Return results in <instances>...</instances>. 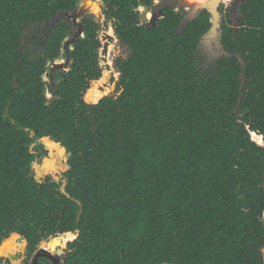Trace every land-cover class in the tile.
<instances>
[{
    "label": "trees",
    "instance_id": "16d2710c",
    "mask_svg": "<svg viewBox=\"0 0 264 264\" xmlns=\"http://www.w3.org/2000/svg\"><path fill=\"white\" fill-rule=\"evenodd\" d=\"M154 1L101 0L126 53L115 95L85 15L47 105L43 76L75 32L52 20L81 0H0V257L14 240L23 264H52L34 257L59 238L62 264H264V0H243L236 25L219 8L211 63L210 15L144 24ZM42 160L53 179L37 183Z\"/></svg>",
    "mask_w": 264,
    "mask_h": 264
},
{
    "label": "water",
    "instance_id": "95a60500",
    "mask_svg": "<svg viewBox=\"0 0 264 264\" xmlns=\"http://www.w3.org/2000/svg\"><path fill=\"white\" fill-rule=\"evenodd\" d=\"M163 1V5L160 4H155L156 0L153 2V4H151L148 8H145L144 10H153L154 11V15L152 16V18L148 21L143 17V13H140V19L141 22L144 24H149L151 26H154V24L157 22L158 19L163 17V9L164 8H170L173 9L174 11H179V10H184L187 13V18L184 20V22H188V21H192L196 18V16L198 15V13L202 10H205L209 15H210V23H211V28L208 31V33L206 34L205 38L206 40L208 39V37L210 38L211 36H215L216 34H218L219 37V29H220V23H221V14L218 12L220 5L222 4V2L224 0H206V2L204 4L201 5H197L195 7H187L186 4H184L186 2V0H162ZM238 0H234V4L237 3ZM84 3H87L86 0H82V4L79 6V8L72 14H58L53 20H52V26L53 27L58 21L61 20V18H64L65 20H67L68 22H70V24L73 26L75 32L73 34V36L70 39H67L63 45L62 51L65 54V60L62 62L56 61L54 63H52V65L50 66V72H49V83L52 87V93L51 96L49 98V101L47 103V105H51L54 100L56 99V86L54 84V74L56 72H60V73H66L70 64V51H71V46L80 38H83V29L80 25V20L82 19L83 16H85L86 11L88 9H86V4L84 5ZM92 3V2H91ZM191 14V15H190ZM195 14V15H193ZM98 21L101 20L103 18L102 15H97ZM100 22V21H99ZM111 35L109 34V32H105L103 34V38H102V45H101V49H100V54H99V59H100V67L101 69L104 70H110L112 71V76L109 80V85H115L117 82V79L119 77V75L115 72L114 68L112 67V65L108 64V49L110 44L115 43L117 40L113 34V30L110 29ZM116 76V77H115ZM63 149V148H62ZM65 152V151H64ZM60 163V170L58 171L59 173H62L63 171L65 172L67 170V161L66 160H62L59 162ZM35 172H39L40 176L44 175V171L40 168L37 167L35 170L31 169V173H30V177L33 178L37 183L40 182V177L35 175ZM59 238L57 239H51L48 243H52V242H57ZM59 248V247H57ZM43 252H45V257H40V258H46L47 260H49L52 264H57L55 262H58L59 258H56L55 261H51V257L48 256V253H46V251L43 250ZM21 258L23 257V253H17L15 256H9V258H2L0 257V264H11V260H15L17 258ZM38 260L37 256L36 259H34V262L36 263Z\"/></svg>",
    "mask_w": 264,
    "mask_h": 264
},
{
    "label": "rangeland",
    "instance_id": "374dc122",
    "mask_svg": "<svg viewBox=\"0 0 264 264\" xmlns=\"http://www.w3.org/2000/svg\"><path fill=\"white\" fill-rule=\"evenodd\" d=\"M90 1L92 2V6H91L90 9H88L86 11V14L85 15L92 16L94 18V20L97 22V24L99 25L100 32L98 34V40H99V42L102 45V43H103V41H102L103 34L105 32H109V34H111L110 29H112V28L109 26V24H108V27L105 28V18L103 16V12H102L101 0H90ZM242 2H243V0H238L237 3L233 5V0H230L229 2H226L223 5V8L226 9L225 14L227 13L229 15V18L232 21V23H234V25H236L238 23V21H239L238 8H239V5ZM81 4H82V2H81ZM139 12H142V11H139ZM99 14L103 16V18L101 20H99L100 22L98 21V18H97V15H99ZM193 15H195V14H193ZM234 28H236V26H234ZM201 49L207 53L208 61L210 63L213 62L214 59H216L218 57V55L221 53V51H220V45H219V41H218V34H216L215 36H211L210 38L208 37V39L206 40V42L202 45ZM125 56H126L125 51L119 46V44L117 43V41L115 43H113V44H110L109 49H108V58L107 59H108V62L110 63V65H112V67H113V61L116 58H118V57H125ZM62 61H64V60L63 59H60L59 60V62H62ZM102 71L104 72L105 70L102 69ZM49 72H50V70L47 72L46 75L43 76V81L44 82L49 83ZM109 95H115V85H111V92L109 93ZM50 96L51 95H49L47 93L46 98L49 99ZM39 142L44 146V148L46 150L45 144L42 143L41 141H39ZM46 151H47V157H46V159H48L49 151L48 150H46ZM63 157H64V160H66L65 153H64ZM43 160H45V159H43ZM43 160L40 161V162H37V163L33 164V168L32 169H36L37 167H41V165L43 163ZM56 162H57V160L55 161L54 165L56 164ZM42 169H43V167H42ZM57 169L60 170L61 168L60 167H57ZM52 170L53 169L47 168V166H46L44 168V171H45L44 172V175L40 176V174L38 172H36L35 175L40 177V181H43L48 176L53 179V175L49 174ZM47 244H49V243L48 242H43V243L40 244V246L38 247L39 253L36 255L37 258H40V257H43V256L45 257L46 256L45 255V252H43V250H44V251H46V253H48V256L51 257L50 258L51 261L52 260L55 261L56 258H59L58 259V262H55V263L62 264L61 263V260H60L61 257L64 256V254L62 252V249L61 248H58V251L57 252H52L48 248ZM45 245H46V247H45ZM49 253L51 255H49ZM36 256L34 257L35 259H36ZM25 259H26V256L25 255L23 257L19 258L17 260L18 264H23V262H24ZM15 260H14V262H15ZM14 262L11 261L10 263L11 264H14Z\"/></svg>",
    "mask_w": 264,
    "mask_h": 264
},
{
    "label": "bare ground",
    "instance_id": "6f19581e",
    "mask_svg": "<svg viewBox=\"0 0 264 264\" xmlns=\"http://www.w3.org/2000/svg\"><path fill=\"white\" fill-rule=\"evenodd\" d=\"M187 1H188V4H192L195 0H186V2H185L184 4H187ZM86 2H87V3H84V5H85V4L87 5V6H86V9H90L91 6H92L91 1H90V0H86ZM226 2H228V1H226ZM155 4H156V5H157V4L163 5L164 3H163L162 0H156ZM202 4H203V3H202ZM197 5H201V4L197 2L194 6H197ZM186 6L188 7V5H186ZM189 7H190V6H189ZM191 7H193V6H191ZM151 13H154V11L151 10ZM59 147H60V146H59ZM60 149H61V151H62V155L57 159V161L60 160V159H62V158H63V155H64V149H62L61 147H60ZM42 170H43V169H42ZM43 171H44V170H43ZM44 172H45V171H44ZM10 242H11V246H12V250L10 251V254H13L12 256H15V255L18 253L16 243H15L14 240H10ZM14 254H15V255H14ZM49 255H51V254L49 253ZM2 258H3V257H2ZM12 261L14 262V260H12Z\"/></svg>",
    "mask_w": 264,
    "mask_h": 264
},
{
    "label": "clouds",
    "instance_id": "9594fccd",
    "mask_svg": "<svg viewBox=\"0 0 264 264\" xmlns=\"http://www.w3.org/2000/svg\"><path fill=\"white\" fill-rule=\"evenodd\" d=\"M226 1L229 2L230 0H226ZM226 1L224 0V1L222 2V4L220 5V7L223 6V5L226 3ZM81 2H82V0H81ZM80 5H81V4H80ZM80 5H79V6H80ZM140 9H143V8H140ZM139 11H140V10H139ZM218 12H219V10H218ZM139 13H141V12H139ZM221 19H222V16H221ZM79 23H80V22H79ZM99 52H100V51H99ZM59 60H60V59H59ZM59 60H56V61H59ZM56 61H55V62H56ZM100 63H101V62H100ZM50 66H51V65H50ZM49 95H51V94H49ZM48 100H49V99H48ZM48 140H49V139H48ZM49 141H50V140H49ZM52 143H53V142H52ZM54 144H55V143H54ZM57 145H58V144H57ZM59 146H60V145H59ZM60 147H61V146H60ZM61 148H62V147H61ZM64 151H65V150H64ZM64 153H65V152H64ZM45 159H46V158H45ZM32 168H33V167H32Z\"/></svg>",
    "mask_w": 264,
    "mask_h": 264
},
{
    "label": "flooded vegetation",
    "instance_id": "af4514ba",
    "mask_svg": "<svg viewBox=\"0 0 264 264\" xmlns=\"http://www.w3.org/2000/svg\"><path fill=\"white\" fill-rule=\"evenodd\" d=\"M233 5H234V0H233Z\"/></svg>",
    "mask_w": 264,
    "mask_h": 264
}]
</instances>
